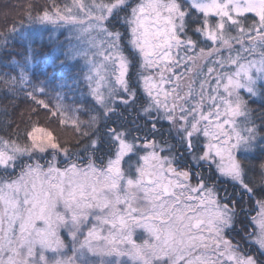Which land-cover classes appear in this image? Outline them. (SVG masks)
<instances>
[{
  "label": "snow or ice",
  "instance_id": "1",
  "mask_svg": "<svg viewBox=\"0 0 264 264\" xmlns=\"http://www.w3.org/2000/svg\"><path fill=\"white\" fill-rule=\"evenodd\" d=\"M29 18L88 34L102 116L23 91L74 140L31 120L0 135V264H77L62 229L112 264H264V0H43ZM130 107L132 126L112 119Z\"/></svg>",
  "mask_w": 264,
  "mask_h": 264
},
{
  "label": "trees",
  "instance_id": "2",
  "mask_svg": "<svg viewBox=\"0 0 264 264\" xmlns=\"http://www.w3.org/2000/svg\"><path fill=\"white\" fill-rule=\"evenodd\" d=\"M42 3L43 0H0V77L19 79L18 88L21 90L13 96L0 87V135L8 131L15 133L18 129L22 132L31 120L52 129L61 142H72L74 137L70 128L57 127L55 118L46 116V110L42 108L36 115L31 100L23 95L25 90L36 89L37 94L49 103L62 104L83 120L102 116V109L91 94L82 60L65 47V30L54 31L51 25L41 26L39 18H29L30 6L34 8ZM35 14L32 11V15ZM252 99L255 103L252 100L248 103L257 117L256 123L264 127L261 123L264 120V99L259 96ZM121 111L123 120L119 114H113L112 119L132 126L139 109L130 107ZM228 191L231 193L233 189L229 186ZM241 203L249 215H254L247 196L241 199ZM232 236L239 239L236 233Z\"/></svg>",
  "mask_w": 264,
  "mask_h": 264
},
{
  "label": "rangeland",
  "instance_id": "3",
  "mask_svg": "<svg viewBox=\"0 0 264 264\" xmlns=\"http://www.w3.org/2000/svg\"><path fill=\"white\" fill-rule=\"evenodd\" d=\"M39 23L41 26H43V24L51 25L54 31H59L61 29L65 30V35L63 36L64 40L67 41L65 47L73 52L74 57L80 58L82 60L89 77V73L92 68L91 53L94 51V48L88 34L82 31L81 26L76 23L60 21L52 22L40 20ZM48 129L52 130L50 128ZM60 234L65 243V249L63 251L66 253L67 257H75L77 264H81V261H84L85 259L87 264H112V261L105 257L94 256L91 254H88L87 257H85L79 252V245L74 240H72L68 230L62 229ZM144 238H146V233H144L142 230H138L137 240L140 241ZM80 239L82 240L83 237L81 236Z\"/></svg>",
  "mask_w": 264,
  "mask_h": 264
},
{
  "label": "flooded vegetation",
  "instance_id": "4",
  "mask_svg": "<svg viewBox=\"0 0 264 264\" xmlns=\"http://www.w3.org/2000/svg\"><path fill=\"white\" fill-rule=\"evenodd\" d=\"M238 238V237H237ZM239 239H237V241H238Z\"/></svg>",
  "mask_w": 264,
  "mask_h": 264
}]
</instances>
